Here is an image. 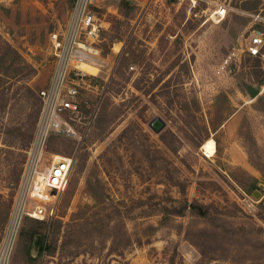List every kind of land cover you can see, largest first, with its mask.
<instances>
[{
    "label": "rangeland",
    "instance_id": "1",
    "mask_svg": "<svg viewBox=\"0 0 264 264\" xmlns=\"http://www.w3.org/2000/svg\"><path fill=\"white\" fill-rule=\"evenodd\" d=\"M122 1L97 3L100 87L110 73L93 123L81 130L73 194L62 195L56 219L39 225L32 261L23 259L20 234L33 224L25 218L0 264H264V59L245 50L253 30L264 37V0H228L219 23L205 13L208 0ZM72 4L0 0V241L36 94L51 75L49 36ZM243 83L260 94L250 99ZM157 117L165 123L159 133L149 127ZM210 139L212 157L201 149ZM74 147L52 139L45 156H70ZM243 171L258 182L255 197L243 189ZM193 200L209 206L208 217L176 215Z\"/></svg>",
    "mask_w": 264,
    "mask_h": 264
},
{
    "label": "built area",
    "instance_id": "2",
    "mask_svg": "<svg viewBox=\"0 0 264 264\" xmlns=\"http://www.w3.org/2000/svg\"><path fill=\"white\" fill-rule=\"evenodd\" d=\"M98 1L73 0L65 25L49 36L51 75L47 85L36 94L38 115L0 241V262L10 253L25 218L49 224L58 217V206L76 161L74 155L80 149L83 132L96 117L110 73L107 78H100L103 82L100 87L96 77L103 69L104 59L100 47L102 26L98 18ZM206 3L205 13L210 21L219 23L225 19L228 0H208ZM263 49V33L253 30L245 48L247 55L264 59ZM81 65L97 68L98 72L89 74L80 68ZM93 94L96 99L92 102L89 95ZM52 139L70 141L75 146L73 155L47 158L46 149Z\"/></svg>",
    "mask_w": 264,
    "mask_h": 264
},
{
    "label": "trees",
    "instance_id": "3",
    "mask_svg": "<svg viewBox=\"0 0 264 264\" xmlns=\"http://www.w3.org/2000/svg\"><path fill=\"white\" fill-rule=\"evenodd\" d=\"M130 2H131L130 0L122 1L121 5L124 6V7H128L131 4ZM2 43L5 45L7 50L9 52H11L14 55V57L18 61H20L22 63V65H25V63L23 62L22 58H20L18 53L8 44V42L2 41L1 44ZM14 64H15L14 60L9 61V66L10 67L13 66ZM262 83H264V77H263ZM38 103H39V101H38ZM38 109H39V105H38ZM37 115H38V110H37ZM36 119H37V117H36ZM32 135H31V139H32ZM259 172L262 174V177L264 178V172L261 169H259ZM239 175H241L242 177H245V180L247 181V186H243V189L247 193L251 194L253 190L257 189V183L258 182H257V180L255 178H253L252 176L248 175L244 171L242 172V174L240 173ZM232 177H233V180L237 184L242 185L241 181L238 180V178L234 177L233 175H232ZM75 186H76V181L75 180L72 183L71 182L68 183V186H67L66 191H65L64 194H66L68 196H71V194H73ZM92 198H93V196H92ZM262 206H264V202H262ZM186 214H189V215L195 216V217L206 218L209 215V206L200 204L196 200H193L191 202L185 201L183 206L181 207V210L176 212V215L183 217ZM41 224H45V223L33 220V224L30 226V228L22 230V232L20 234V239H25V241H26L25 248H24V253H23V259L26 262H30V261L33 260V258L30 256V253H29L30 252L29 251V249H30L29 242L35 240L36 236L38 235L37 230L39 228V225H41ZM202 233H203V231H202ZM110 252L120 253V252H118V250H116V248L115 249L111 248ZM200 254L202 256H204V252L200 251ZM120 255H121V253H120Z\"/></svg>",
    "mask_w": 264,
    "mask_h": 264
},
{
    "label": "water",
    "instance_id": "4",
    "mask_svg": "<svg viewBox=\"0 0 264 264\" xmlns=\"http://www.w3.org/2000/svg\"><path fill=\"white\" fill-rule=\"evenodd\" d=\"M243 88L245 89L246 93L248 94V96L250 97V99H254L256 98L259 94H260V90L252 85L249 84H242ZM165 126V123L163 122L162 119H160L159 117L153 119L150 123H149V127L155 132V133H159ZM258 188L261 190H264V185L263 184H258ZM256 194H258L257 191H254L252 193V196L255 197ZM39 237L36 236L35 238V243L38 242Z\"/></svg>",
    "mask_w": 264,
    "mask_h": 264
},
{
    "label": "bare ground",
    "instance_id": "5",
    "mask_svg": "<svg viewBox=\"0 0 264 264\" xmlns=\"http://www.w3.org/2000/svg\"><path fill=\"white\" fill-rule=\"evenodd\" d=\"M80 68L89 73V74H97L98 70L97 68H93L91 66H87V65H81ZM204 151V154L208 157H212L215 154V143L213 140H207L201 148Z\"/></svg>",
    "mask_w": 264,
    "mask_h": 264
}]
</instances>
